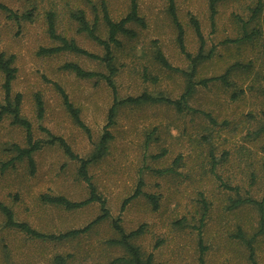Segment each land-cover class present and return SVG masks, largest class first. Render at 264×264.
<instances>
[{"label": "rangeland", "instance_id": "374dc122", "mask_svg": "<svg viewBox=\"0 0 264 264\" xmlns=\"http://www.w3.org/2000/svg\"><path fill=\"white\" fill-rule=\"evenodd\" d=\"M0 2L9 8L0 9V53L14 56L11 92L22 94L21 114L31 123L35 138H47L49 131L64 138L80 157H88L103 133L115 98L146 92L175 99L185 89L186 76L155 59L160 50L173 67L190 69L177 42L168 0H136L145 26L129 23L136 36L118 35L120 45L113 47L114 90L102 78H80L61 68L71 61L106 73L100 61L72 51L42 55L38 50L59 44L47 31L51 14L59 35L102 55L100 44L77 31L73 14L83 11L90 23L96 22L98 35L106 38L102 5L113 20H119L128 12L129 0ZM259 4L261 9L254 16ZM174 8L185 51L194 56L199 50L193 17L204 40L203 54L211 53L197 66L195 81L222 74L234 63L247 68L234 70L229 86L220 81L197 84L189 105L200 112L179 113L162 103L119 107L110 127L113 138L107 153L88 166L109 216L77 237L50 241L6 225L0 211V264H55L56 255L65 257V264H112L128 258V251L113 242L120 236L112 225L117 218L125 233L142 227L131 243L143 259L151 254L152 264H264V233L258 232L257 209L250 204L229 208L230 198L260 199L264 191V0H220L213 22L209 0H174ZM244 23L249 37L225 42L242 38ZM2 83L0 71V103L4 100ZM54 84L79 108L90 136L66 112ZM240 89L243 92L232 98V92ZM37 93L44 104L42 117L36 113ZM13 143L25 145L24 128L5 116L0 122V161L14 155ZM33 159V173L25 159L13 167H0V201L12 209L17 221L45 233H59L82 227L100 213L96 202L71 211L43 203L40 196L44 193L81 200L87 197L88 188L77 175L78 162L59 146L46 145L33 153ZM139 181L142 193L121 210L123 199ZM147 194L157 197L156 208ZM248 242L254 249L253 258Z\"/></svg>", "mask_w": 264, "mask_h": 264}, {"label": "trees", "instance_id": "16d2710c", "mask_svg": "<svg viewBox=\"0 0 264 264\" xmlns=\"http://www.w3.org/2000/svg\"><path fill=\"white\" fill-rule=\"evenodd\" d=\"M220 0H209V8H210V16L213 22V18L216 14V5ZM0 9L8 10L9 8L0 2ZM168 9L172 21L177 29V42L179 48L182 52L185 53L186 57L189 59L190 62V69L189 70H182L177 67H173L163 53L160 50H157L155 53V59L165 68L179 71L186 76V85L184 91L175 99L167 97V96H153L149 93L143 92L137 96H127L122 99H114L112 106L108 110V122L104 127L103 133L97 140L94 145V148L88 157H80L77 153L73 151L71 146L68 142L60 137L49 133L47 131L48 138L47 139H38L34 137L33 130L31 127V123L27 118L22 116L21 114V102H22V94L20 92H16L12 94L11 92V84L15 79L16 68L13 66L14 56L13 55H5L4 53H0V71L3 74V91H4V100L0 103V122L4 119L5 116H9L11 118V123L15 125H19L24 128L25 132V145L20 146L19 144L13 143L10 147V150L14 152V155L9 158L7 161H0L1 169H6L8 167H13L16 161H21L25 159L27 161L29 170L31 173L35 170V162L33 159V153L41 149L44 145H58L63 153L71 160H75L78 162L77 167V175L78 177L83 180L88 188V195L87 197L75 201L67 198L64 195H52L48 193H44L40 196V199L44 203L54 204L60 206L66 210H74L81 208L87 204L92 202H96L100 206V213L96 215L91 221H89L86 225L80 228L69 229L59 233H45L39 231L33 227H31L25 221H17L14 217V213L12 209L2 201H0V211L3 213L5 217L6 225L16 228L27 235L40 239V240H50V241H62L77 237L78 235L85 233L88 231L93 225L102 220L106 219L109 216V211L106 207L105 198L101 196V194L97 191L94 183L91 180L90 175L88 174V166L101 159L107 152L108 143L112 139L111 131L109 130V126L113 123V117L115 114L116 107L119 105H131V104H143V103H163L175 108L178 112L184 111H193L199 112L198 109H195L189 105V99L191 98L195 87L197 84H202L204 86L208 85L210 82L214 81H221V83L229 86L232 83L229 81V76L234 70H245L247 68L246 65L240 63H234L228 66L222 74L206 77L199 79L197 81L194 80V75L197 70V66L200 62L210 56V51L206 54H203V45L204 40L202 37V33L199 27V23L193 17L191 18V22L194 28V31L200 41L199 50L198 52L192 56L188 52L185 51L184 43H183V29L180 22L177 19L175 8H174V0H168ZM261 9V5L259 4L253 10L254 16L257 12ZM102 10V20L105 24L106 28V38H101L97 33V25L96 22L90 23L83 13V11H78L77 13L73 14V17L77 21V31L78 32H85L92 40L97 42L103 47V54L98 55L92 52H89L82 47H80L73 39H67L66 37L59 35L53 23L52 15L49 14L48 16V25L47 31L49 36L59 42L57 45H52L48 47H40L38 50V54L42 55H51L54 53H58L61 51H72L75 53H79L82 55H86L92 59H96L100 61L105 69L106 73L88 70L80 66L76 62L66 61L62 64L61 68L74 73L77 77L80 78H102L106 81V83L114 90V76L117 72V67L114 64V54H113V47H117L120 45V39L118 35H123L128 38H133L136 36V32L129 26V23H135L140 26H145V22L143 18L138 13L137 3L136 0H129V10L128 12L121 17L119 20H113L108 12L107 8L103 4L101 7ZM246 23L242 25L244 29V35L242 38L238 39H227L225 42H237L243 41L249 37L246 36ZM252 32L254 33L255 30L253 29ZM57 91L60 94L62 104L74 121L80 128H82L88 136H90L89 128L84 124L80 117V110L76 107L72 101L69 99L67 93L61 88L59 85L54 84ZM237 95L232 92L231 97H236ZM34 102L36 107V113L38 117H42L44 104L41 96L37 93L34 96ZM208 116L211 120L212 117L208 113H204ZM159 172H162L160 170ZM142 182L139 181L135 190L127 197H125L121 204V210L128 204L133 198L137 197L139 194L142 193L141 190ZM149 201L152 203L153 207L156 208L158 201L157 197L152 194L146 195ZM230 204L229 208H237L244 204L253 205L258 212L259 215V227L258 232L264 233V191L263 196L260 199H255L252 197H241L237 196L235 198L229 199ZM115 230L119 233V238L114 239L113 242L122 245L128 251V258H119L113 261L112 264L116 261H124V263L128 264H152V256L151 254L148 255L145 259L142 258L141 253L137 246L131 243V239L138 236L142 233V227L137 229L131 230L125 233L119 222L118 218L113 221L112 223ZM238 236L242 237L243 234L241 231H238ZM253 241V238H252ZM199 245L204 250V245L201 243V239L199 238ZM248 246L250 248V256L253 258L254 249L250 242H248ZM65 257L62 255H56L54 257L55 264H65Z\"/></svg>", "mask_w": 264, "mask_h": 264}, {"label": "crops", "instance_id": "0c3cea01", "mask_svg": "<svg viewBox=\"0 0 264 264\" xmlns=\"http://www.w3.org/2000/svg\"><path fill=\"white\" fill-rule=\"evenodd\" d=\"M241 64V63H240ZM183 70V69H182ZM240 71H242V70H240ZM177 72H179V71H177ZM221 82V81H220ZM223 84V83H222ZM202 85V84H201ZM225 85V84H224ZM204 86V85H203ZM243 91H242V89H240L239 90V92H236V91H234L233 93H235L236 95H238V93H242ZM237 97V96H236ZM232 98H235V97H232ZM190 100V99H189ZM143 104H153V103H143ZM163 104V103H162ZM128 104H126V105H119V106H117L116 107V110H115V114H116V112H117V109L119 108V107H121V106H127ZM131 105H136V104H131ZM131 105H129V106H131ZM137 105H141V104H137ZM166 105V104H165ZM112 106V105H111ZM174 108V107H173ZM175 109V108H174ZM196 109V108H195ZM67 112V111H66ZM178 112V111H177ZM184 112H187V111H184ZM200 112V111H199ZM179 113H182V112H179ZM115 114H114V116H115ZM74 122V121H73ZM113 123H114V117H113ZM113 123H112V125H113ZM77 125V124H76ZM111 125V126H112ZM111 126H109V130H110V127ZM111 131V130H110ZM49 132V131H48ZM111 134H112V132H111ZM57 136V135H56ZM61 137V136H60ZM48 138V137H47ZM47 138H44V139H47ZM112 138H113V135H112ZM39 139H43V138H39ZM112 140V139H111ZM110 140V141H111ZM109 141V142H110ZM56 145V144H55ZM44 146H46V145H44ZM43 146V147H44ZM58 146V145H57ZM108 146H109V143H108ZM40 150V149H39ZM108 150V149H107ZM107 153V152H106ZM263 169H264V165H263ZM170 169H162V172H166V171H169ZM160 171V170H159ZM158 171V172H159ZM162 172H160V173H162ZM52 195H58V194H52ZM62 195V194H61ZM65 196V195H64ZM68 198V197H67ZM72 200V199H71ZM42 201V200H41ZM75 201H78V200H75ZM44 203V202H43ZM92 203H94V202H92ZM46 204H49V203H46ZM51 205H54V204H51ZM88 205V204H87ZM55 206H57V205H55ZM86 206V205H85ZM58 207H60V206H58ZM84 207V206H83ZM60 208H62V207H60ZM154 208V207H153ZM62 209H64V208H62ZM79 209V208H78ZM64 210H66V209H64ZM74 210H76V209H74ZM67 211H71V210H67ZM83 227V226H82ZM80 228V227H79ZM73 229H75V228H73ZM69 230V229H68Z\"/></svg>", "mask_w": 264, "mask_h": 264}]
</instances>
